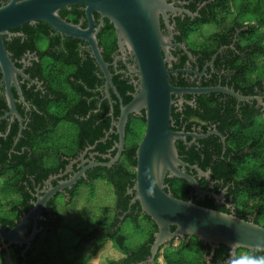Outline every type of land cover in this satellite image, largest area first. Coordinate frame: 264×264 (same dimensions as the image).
Here are the masks:
<instances>
[{
    "label": "trees",
    "instance_id": "16d2710c",
    "mask_svg": "<svg viewBox=\"0 0 264 264\" xmlns=\"http://www.w3.org/2000/svg\"><path fill=\"white\" fill-rule=\"evenodd\" d=\"M180 1L184 4L185 9L192 13L199 12L200 17L186 16L184 20L177 19L180 32L179 41L184 42L190 51H193V55L202 52L207 55L208 59H212L222 46H230L232 38L236 36L240 48L235 51L225 50L217 56L219 69L230 71L229 74L236 78L235 84H228L224 81L221 85L228 86L245 96L255 95L257 92L260 94L259 91H262L261 95H264V76H257L261 70L260 62L264 60V0H240L237 10H234L232 6L234 0ZM71 8L73 11L76 10V6ZM80 14L70 13L67 8L60 11L62 18L73 24H76L77 16ZM247 16L253 17L251 23L245 22ZM107 25L111 32L103 33L99 37L101 47L106 49V61L117 48L116 39L113 42L109 39L114 34L113 25L110 22ZM25 26L26 30L23 32L27 35L28 40L23 41L21 37L8 42L6 36L3 38L6 46L12 50L11 47L22 48L24 45L22 50L24 52L27 49L41 51V47L47 45L43 52V60L38 65L43 77L40 79L45 81L51 91L55 90L56 92H51L50 97L45 98L47 102L45 112L49 115V121L44 116L32 118L29 124L30 129L24 131L18 143L16 142L19 133L18 125L13 126L6 139L0 138V180H2L0 194L2 199L8 200L7 207L9 208V213H4L0 220L5 225V219H7L11 227H13L15 220L18 221L21 218L17 214L19 213L18 206L31 208L33 205L31 201L36 200L31 191L52 176L59 167V163L55 162L53 157L48 154L46 147L59 137L57 136L59 135L57 129L61 122L72 121L79 128L78 142L80 144H83V139L86 138L93 144L96 140L105 137L104 131L101 132L102 128L93 129L94 120L82 121V119L87 118L89 107L94 108L93 105L87 106L85 102L87 98H92V94L86 91L83 85L72 82L71 75H69L71 69H74L77 73L74 74L75 76L88 80L90 86L93 84L92 78H94V70L96 69L95 61L91 53L86 50H84L83 56L78 52L79 47L87 45V43L80 39L64 37L67 53L62 54L55 49L59 35L51 26L42 21ZM211 27H215V30L209 35H205L204 29ZM243 52L244 54H242ZM83 59L87 60H85V64L82 63ZM58 69L63 71L58 73ZM170 81L176 87L188 86L181 74L170 77ZM125 83H122V90L120 91L123 97H126L125 92L129 88ZM58 85L60 86L59 90ZM221 96L236 101L231 96L219 93L185 95L187 100L196 99L206 102L210 106H202L200 109L204 112H200L188 105L184 115L195 114L202 119L215 115L219 106L209 102ZM35 97L34 94H30L27 99L30 98L31 101ZM126 100H130V98L127 97ZM65 102L67 103L64 104ZM245 104L248 106V103ZM246 112L250 115V120L247 123L232 120L233 124L228 126L226 132H223L226 138L225 143L220 138L211 137L201 141V146L196 145V147L193 146L188 149L182 142H178L176 145L183 161L189 164H197L202 170H212L214 178L223 182L216 187L215 193L217 195L224 189L227 190L226 198L229 202L230 199L233 200L236 206V213L234 214L237 217L264 227V179L260 175L254 177L249 172L255 170L261 175L264 174V109L255 110L253 107L251 112L250 110ZM258 115L263 117L262 123L256 121ZM172 117L174 123L171 128L178 131L179 127L183 125L181 122L182 113L177 112L174 106ZM195 124L200 125L197 122H194ZM108 127L109 123L106 124L105 129ZM140 132L142 133V129ZM126 141L128 150L124 156L126 170L121 168L115 172L116 175H112L110 171L104 172V169H100V172L93 176V178H101L109 183L114 188L119 201L124 200L125 193L136 178L135 171L131 168L135 167V121L129 125ZM174 179L177 186L171 187V193L176 198L190 201L187 194L193 187L188 185L184 190H181V187L187 185V182L176 178H166L165 184L168 183L171 186ZM91 191L94 194L93 186ZM166 191L170 192L169 187ZM73 196L74 198L77 197L78 193H74ZM193 202L205 208L231 213L223 207L216 206V200L213 198L207 197L205 201L193 200ZM52 204L56 209V204L54 202ZM126 205H119L118 208L125 210ZM2 207L3 209L6 208ZM140 210L143 212L141 206ZM53 213L52 218L44 221L45 229L36 236L25 256H22V246L14 245L11 247L17 264H50L54 253L49 250V237L57 235L61 230L74 231V229L78 238L75 246L77 252L85 249L93 240L100 237L99 235L112 239L125 257L118 262H111V264H142L151 255V245L154 242L157 226L145 213L142 217L126 216L122 226L116 229L120 223V214H124L120 211V214H114L111 222L101 226V228L97 227L91 230L88 234L86 233L87 230L79 225L80 230L76 231L74 225L54 209ZM127 221L133 222L136 228H140L146 234L145 241L138 246L129 245L127 237L122 234L123 226ZM174 229L172 228V230ZM242 253H251L257 257L264 256L263 251L239 249L237 258ZM6 254L4 249H0V261ZM229 254L230 251L225 246H219L214 257L209 259L211 246L196 237L187 236L163 246L156 257L155 264H233L231 262L225 263ZM57 257L62 259L65 257V253L61 252Z\"/></svg>",
    "mask_w": 264,
    "mask_h": 264
},
{
    "label": "water",
    "instance_id": "95a60500",
    "mask_svg": "<svg viewBox=\"0 0 264 264\" xmlns=\"http://www.w3.org/2000/svg\"><path fill=\"white\" fill-rule=\"evenodd\" d=\"M78 5L85 7L89 21L88 28L72 24L60 15L62 9ZM94 13L110 21L116 31L119 50L131 52L139 66L140 86L133 94L130 103L122 108L116 124L119 145L118 154L112 163L124 150L126 127L130 116L144 111L146 132L136 151V182L130 193L135 191L134 202H139L143 213L156 224L157 231L154 233L150 258L142 264H155L156 257L163 246L187 236L196 237L211 246L209 259L214 257L219 246H225L231 251L233 260L237 258L239 249L264 252L263 226L241 219L233 213L199 206L192 200H181L166 191L168 188L165 184L166 178H176L192 186L197 196H210L218 201L224 200V195L217 196L202 190L197 179L184 171L191 166L180 158L176 143L187 142L188 137L195 141L206 136L172 130L174 97L179 98L180 103L184 104L185 95L220 93L231 96L239 102L257 101L263 104L261 97L244 96L221 85L189 88L176 87L170 82L169 76L178 73L168 68L174 61V56L170 53L174 46L172 43L174 36L173 34L164 35L162 23L164 22L172 30L170 14L187 15L191 18L197 16L189 10L176 7L175 0H11L0 7V68L7 88L10 115L17 116L21 121L12 87L15 86L21 94L18 76L25 77V74L11 59L3 37L13 36L12 30L37 21L48 24L62 35L84 40L89 44L95 60L105 75L107 93L110 95L109 86L113 82L109 64L104 60L99 46L97 34L100 28L95 27ZM180 46L189 58L193 57L185 45ZM21 134L22 128L19 136ZM214 134L218 133L214 132ZM219 136L225 143V137L220 134ZM193 168L204 174L201 169ZM75 182L74 179L68 184L72 185ZM65 185L51 188L43 196L38 195L33 208L22 216L13 228L8 230L0 220V238L6 242L5 247L25 245V251L30 248L31 243L41 232L38 221L42 210L50 198L65 188ZM29 225H33V231L30 236H26ZM172 228L175 229L172 230ZM0 249H4V246Z\"/></svg>",
    "mask_w": 264,
    "mask_h": 264
},
{
    "label": "flooded vegetation",
    "instance_id": "af4514ba",
    "mask_svg": "<svg viewBox=\"0 0 264 264\" xmlns=\"http://www.w3.org/2000/svg\"><path fill=\"white\" fill-rule=\"evenodd\" d=\"M10 1L11 0H0V7L8 4ZM175 2H176V7L185 9L183 7L184 4L182 3V1L175 0ZM71 7H75V6H71ZM71 7L67 8L70 13L73 12H75L76 14L81 13L79 16H77V22L75 25H80L82 28H88L89 21L86 15L85 7L78 5L76 6L75 11H73V8ZM193 14H197V16H195L194 18L200 17L199 12H194ZM186 16L187 15L170 14L169 19L171 25L173 26L172 30H170L165 25L164 22L162 23V30L164 35L170 36L171 34H173L174 36L172 41L174 46L170 50L171 55L174 56V61H172V66L168 68L170 71L172 72L178 71V73L176 75L169 76V80L170 77L172 76L176 77L179 74H181V76H183L184 78V82L187 83L188 85L187 87L189 88L216 87L221 85L222 82L224 81L227 82L228 84H235L236 78L233 75L229 74L230 71H228L227 69H219V64L217 63L219 61H217V56L219 53H222L223 51L228 49H231V51L232 50L235 51L239 49L240 46L238 45L237 42L238 38L236 36L233 37L232 44L230 46L227 45L222 46L221 49H219L218 53H216L212 57V59H208L207 55H205L202 52H197L196 55H193V51L191 52L190 48L184 42L181 43L179 41L180 32L178 30L177 19L184 20ZM94 20H95V27L100 28L97 34V38L99 41V46L102 50V56L105 60L106 49L101 47L99 37L102 36L103 33H107L108 31L111 32V30L108 29L109 26L107 25V23L110 21L106 18L102 19V17L98 13H94ZM25 25L20 26L14 29L13 31H11L13 36H7V37L5 36L7 38L6 40L8 42H11L13 41L14 38L22 37L23 41H27L28 40L27 35L23 32V30H26ZM58 35H59L58 44L55 49L62 54L67 53V45L64 37H69V36L62 35L60 33H58ZM111 38H109L111 42H113L114 39H116L117 42V35L115 29H114L113 37ZM103 39H104V35H103ZM4 43L6 50L9 53L11 59L13 60V62H15L17 68L23 71L25 77L18 76V83L21 90V94L15 86L12 87V94L15 98L16 108L21 118L20 121V119L17 116L10 115V107L7 99V88L3 80L4 77L0 68V138L6 139L8 134L11 132L13 126L18 125L19 133H20V129L22 128V134L21 136H19L18 133V137L16 140V142L18 143L20 141V138L23 136L24 131L30 129L29 124L32 118H36L38 116H44L49 121V115H47V112H45L46 110L45 106L47 104L45 98L48 96L50 97L51 92H56V91L55 90L51 91L49 89V86L45 83V81L40 79L43 77H42V72L39 69L38 65L43 60L42 57L43 52L45 51L47 45H43L41 47V51H32L30 49H27L24 52H22L24 45L22 46V48L11 47L12 48L11 50L7 48L5 40ZM182 44L185 45L187 50L192 54L193 56L192 58H189L186 51L182 49V47L180 46ZM84 50L91 53L96 64V69L94 70V78H92L93 84L90 86L88 80L83 79L82 77L75 76L77 73L74 69H71L69 75H71L72 82L74 81L78 84L83 85L85 90L92 94V98H87L85 102L87 106L93 105L94 108L89 107V110L87 112V118L82 119V121L88 119L94 120L95 124L93 129L97 130L99 128H102L101 132L104 131L105 137L96 140L93 144H91L90 140L86 138L83 139V144H80L78 142L79 128H77V126L72 121L61 122L59 124L57 129V132L59 134L57 136L59 137L55 138L54 142L52 144L49 143L46 147V151L48 152V154L53 157L55 162L59 163V167H57L58 171L56 170V172L52 176H50L46 181L36 186L34 190L31 191L33 197L36 198L35 201H31L32 204L34 205V203L37 201L38 195L43 196L45 192L50 191L51 188H59L60 185L63 184L66 185L65 188H63L62 190H60L50 198L46 207L42 210L38 221V228L41 229V232L45 229L43 225L44 221L50 217L51 218L53 217L52 216L54 214L53 209L56 210L58 213L64 215L66 218L67 214L65 215V213L62 212L61 207L66 208V206H69L70 202H73V200H75L78 197L77 196L74 198L73 196L74 193H78L79 195L81 189H89V193L92 194L91 191L92 186L95 188V185L98 184L99 181L106 182L101 178H93V176L97 172L98 173L100 172V169H104L105 170L104 172L110 171L112 175H116L115 172L120 170L121 168L122 170H126L124 166L125 163L124 156L125 153L128 152L127 141H125L124 150L121 153V156L115 162L112 163V161L116 158L118 154V145H119V134L116 129L117 127L116 124L119 121L122 108L130 103L133 94L136 93V90L140 86V73H139L138 62L135 56L131 52L120 51L117 44V48L113 51L111 55H109V60L108 61L105 60L107 64H109V71L111 73V78L113 82L112 85L109 86L110 95H108L105 75L102 72L101 68L99 67L97 61L95 60L88 43L87 45H81L79 47L78 52L80 53L81 56L84 55L85 53ZM242 54H244V52ZM215 56L216 58L214 59ZM85 60L86 59L82 60L83 64L86 63L87 60L86 61ZM224 68H225V64H224ZM62 71L58 69L57 72L61 73ZM87 75L91 77L90 74L87 73ZM123 82H126L127 84L126 83L125 84L129 87L125 92L126 97H123L120 92L122 90L121 87ZM224 87H228V86H224ZM59 88L60 86L58 85V90ZM259 92L260 94L257 92V94L251 96L261 97L263 99V104H259L257 101L239 102L237 100L232 101L223 96L218 97L217 99L209 102L210 104H216L219 106L216 109V114L213 116H208L206 119H202L195 114L191 116H187L186 114L184 115V111L187 110L186 106L191 105L194 110H199L200 112L201 111L204 112L200 108L202 106H210L209 104H207L206 102L198 101L196 99L187 100L185 96L184 98L186 102L184 104H181L180 99L176 98L174 100L175 101L174 107L176 108L177 112L182 113L181 122L183 124L181 127H179L178 131L185 132L188 134L206 136L205 138L197 139L195 141L193 138L188 137L187 142L186 141H179V142L184 143V145L187 146V149L192 148L193 146L196 147V145L201 146L200 144L201 141L208 140L211 137L220 138L221 141L223 142L219 134L224 137L223 132H226L228 130V126H231L233 124L232 120L243 121L247 123V121L250 120V115L249 113L246 112L247 110H250L251 112L253 107L255 110H258V108L264 109V95H261L262 91ZM30 94H34L36 96L34 100H31L32 102L30 101V98L27 99V96H29ZM127 97H129L130 100H126ZM66 103L67 102H65L64 104ZM245 103H248V106ZM71 109H74V107H71ZM262 120L263 117L258 115L256 121L258 123H262ZM134 121H135V147H136L135 167H131V168L135 171L136 174V169H137L136 151L146 132L145 112L142 111L141 113H135V115L130 116L129 123L126 127V138H127V132L129 130V125H131L132 122ZM194 122H197L200 125H196V124L194 125ZM107 123H109V127L105 129ZM141 129H142V133L140 132ZM214 132H217L218 134H214ZM108 164L111 165L108 166ZM189 165L191 167L184 169V171L197 179L199 186L202 190H205L210 193H214L216 195L215 193L216 187L220 183L223 184V182L217 178H214L212 170L201 169L204 173L201 174L199 173V171L193 168V167H197L200 169V167L197 164H189ZM74 179L76 182L72 185H69L68 182ZM49 181L50 184H48ZM135 182H136V178L133 180V184H131V186L128 188L127 192L125 193L123 201L117 200L118 197L116 196L114 214H120V211L124 213L123 215L120 214L121 215L120 223L118 224V227L116 229H119V227L122 226L124 220L126 219V216L131 215L132 217L135 218V216L142 217L143 215V212H141L140 210L139 202L138 201L134 202L135 191L132 194L130 193L131 190H133L135 187ZM175 182L176 181L174 179L171 186L170 184L166 183L170 189V192H172L171 187L177 186ZM188 185L189 184L187 183V185L181 187V190H184L185 187H187ZM226 194H227L226 189H224L221 193L217 194V196L224 195V200H219V201L216 200V206L223 207L225 208V210H228L229 212L234 214L236 213V206L234 205L232 199H230V202L227 200ZM187 196L190 198V200L192 201L197 200L199 202L205 201L207 197L212 198L210 196H205V197L197 196L193 188L187 194ZM60 199H62L64 206L60 204L61 203L59 202ZM2 200H3L2 196H0V218L4 213H9V208L7 207V204L1 203ZM53 202L56 204V209L53 207L52 204ZM33 205L29 209H27L26 207L23 208L21 205H19L18 206L19 213L17 214H19L20 217L24 216L33 208ZM119 205L122 206L126 205L125 210L118 208ZM2 206L6 208L3 209ZM5 220L6 221L4 226L8 230L13 228L17 222L15 220L13 227H11L7 219ZM32 231H33V225H29L28 230L26 232V236H30L32 234ZM4 244H6V242L0 238V247H2ZM11 247L7 249L10 250L12 253ZM22 247H23L22 256H25L27 252L25 251L26 246L24 245ZM7 249L4 250L7 252ZM235 260L232 259V254L230 251L229 258L227 259V261H225V263L227 262L233 263Z\"/></svg>",
    "mask_w": 264,
    "mask_h": 264
},
{
    "label": "rangeland",
    "instance_id": "374dc122",
    "mask_svg": "<svg viewBox=\"0 0 264 264\" xmlns=\"http://www.w3.org/2000/svg\"><path fill=\"white\" fill-rule=\"evenodd\" d=\"M240 5V0H234L232 3L233 9L237 10ZM247 23L253 21V17L247 16ZM215 27L205 28L204 34L209 35ZM264 62H260L261 70L258 77L264 76ZM65 133V132H64ZM254 177L260 175L264 179V174H260L255 170L249 171ZM2 180H0V188ZM95 193L90 194L89 189H81L78 197L70 202L69 206L61 210L71 224L74 225L76 231L80 228L78 225L90 233L91 230L111 222L114 217V207L116 202V195L114 188L106 182L99 181L94 188ZM1 196V194H0ZM60 204L64 206L62 199ZM1 203L7 204L8 200H2ZM123 235L127 237L128 244L138 246L146 239L145 232L140 228H136L133 222L127 221L123 226ZM100 237L93 240L85 249L78 251L76 243L78 241L77 234L70 230H61L57 235L49 237V250L53 251L52 261L50 264H111V262H118L125 257L122 251L118 248L112 239ZM176 241V240H175ZM4 244V249H7ZM64 252V258H58L59 253ZM7 254L2 257L0 264H17L15 256L7 249ZM245 254V253H243Z\"/></svg>",
    "mask_w": 264,
    "mask_h": 264
},
{
    "label": "clouds",
    "instance_id": "9594fccd",
    "mask_svg": "<svg viewBox=\"0 0 264 264\" xmlns=\"http://www.w3.org/2000/svg\"><path fill=\"white\" fill-rule=\"evenodd\" d=\"M233 264H264V256L257 257L251 253H245L239 256Z\"/></svg>",
    "mask_w": 264,
    "mask_h": 264
}]
</instances>
